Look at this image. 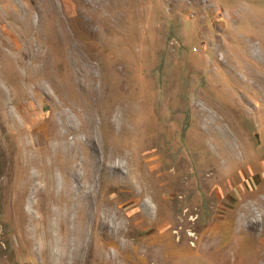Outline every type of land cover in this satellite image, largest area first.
Returning a JSON list of instances; mask_svg holds the SVG:
<instances>
[{
	"label": "rangeland",
	"instance_id": "obj_1",
	"mask_svg": "<svg viewBox=\"0 0 264 264\" xmlns=\"http://www.w3.org/2000/svg\"><path fill=\"white\" fill-rule=\"evenodd\" d=\"M0 264H264V0H0Z\"/></svg>",
	"mask_w": 264,
	"mask_h": 264
}]
</instances>
